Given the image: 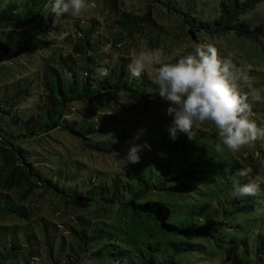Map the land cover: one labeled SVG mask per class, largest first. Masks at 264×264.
Instances as JSON below:
<instances>
[{
	"label": "trees",
	"instance_id": "16d2710c",
	"mask_svg": "<svg viewBox=\"0 0 264 264\" xmlns=\"http://www.w3.org/2000/svg\"><path fill=\"white\" fill-rule=\"evenodd\" d=\"M260 1L223 0L212 22L197 21L187 13L195 24L190 27L185 26L189 22L186 18H175L170 26L159 24L150 9L141 15L134 14L123 8L122 0H104V8L109 12L114 9L113 17L107 16L102 24L92 17L86 28L79 21L67 28L60 25L61 21L56 23L49 11V0L9 1L0 5V36H6L0 42V112L9 118V122L4 120L5 125L0 123V214L10 218L0 220V264H83L97 261L95 257L100 259L105 249L121 264H199L200 260V264H212L214 256H220L223 237L217 227L222 221L213 207L212 213L202 210L201 214L206 216L203 223L186 226L177 220L179 213L174 214L166 200L149 197L156 195L150 191L168 190L170 163H166V170L157 181L142 179L135 188L102 170L93 171L88 177L75 176L68 184L62 176H48L54 168L40 165L42 150H49L56 159L63 153L53 144L41 141L61 142L50 133L66 129L82 137L83 148L111 151L103 144L111 142L120 130L124 139L139 127L152 134L159 123L152 124L148 118L159 108L160 96L151 92L156 87L147 74L134 78L128 72L130 50L142 43L143 48H154L155 43L146 37L150 31L158 38L161 34H166L165 39L170 36L173 44L182 39L190 44L188 32L198 40V33L205 30L218 38L234 31L256 39L264 54V41H259L263 26L250 28L240 20L243 11ZM25 64L31 67L30 73L37 75V90L42 94L33 106L28 104L32 93L25 88V73L13 69ZM100 69H107L108 74L101 77ZM262 78L254 84L264 96ZM10 83H17L18 89L16 86L14 91H10L14 87L8 90L14 85ZM148 84L153 95L141 88ZM242 90L249 91L243 86ZM248 102L257 122L264 124V100L254 101L249 95ZM259 102L262 104L255 107ZM116 120L122 125L114 128L112 121ZM208 124L211 125L207 122L197 130L193 128L195 137L184 138L174 151H192L204 141L203 132L208 129L217 138L215 145L220 143L215 127ZM38 144L40 148L36 149ZM254 145L260 157V152L264 153V139ZM234 160L231 157L229 161ZM74 162L78 160L70 161ZM14 215L22 222L17 223ZM255 219L241 221L237 234L238 241L246 244L247 249L252 243V260L233 255L232 263L220 264H264V220L252 231L247 227ZM148 226L158 227L162 240H155L153 234L149 237ZM195 231L204 232L211 243L195 244L194 238L204 237L194 234ZM187 251H195L201 258L195 255L192 261Z\"/></svg>",
	"mask_w": 264,
	"mask_h": 264
},
{
	"label": "rangeland",
	"instance_id": "374dc122",
	"mask_svg": "<svg viewBox=\"0 0 264 264\" xmlns=\"http://www.w3.org/2000/svg\"><path fill=\"white\" fill-rule=\"evenodd\" d=\"M22 3L24 0H0L1 7L7 2ZM223 0H122L124 3L123 8L134 14L141 15L147 12L148 9L152 12L155 20L159 24L170 26L176 21L175 18H179L183 21L184 18L189 22L186 27L195 26L192 23L190 16H186L187 13L193 14L197 21L212 22L218 15L221 3ZM96 7L90 8L87 12L82 13L80 16H72L70 14H64L61 16L54 15L56 23L59 22L64 28L69 27L70 23H80L82 28H86L89 19L92 17L97 18L100 23L105 22L107 16L113 17V10L109 12L108 8H104L106 2L104 0H95ZM122 6V4H121ZM176 12H175V11ZM189 14V15H191ZM185 15V16H184ZM240 20L250 28H256L263 26V32L259 36V41H264V0L258 2L255 6L248 8L240 14ZM58 25V24H57ZM147 30V29H146ZM150 31V30H148ZM185 35V34H184ZM162 37L158 38L155 32L150 31L146 37H149V42L155 43L154 48H162L165 52V59L171 62H175L180 54H187L192 51V44L195 43H213L221 53V56L230 55L234 63L238 67L247 69L249 80L253 87L258 79L264 76V54L260 52L257 47V40L239 36L234 31L229 32L226 35L213 37L210 33L203 30L198 33V40L191 38L188 32V38L191 43L188 44L186 40L180 43H174L170 41V36L167 39L164 38L166 34H161ZM183 36V35H182ZM2 39H6V36H0V42ZM138 47L143 48L144 44H139ZM133 48L130 50L132 55L133 51H139L140 49ZM21 70V73H25L24 78L27 79L24 83L28 88V91L32 93L28 104L35 105L36 98L42 96L41 92L37 90L39 85V79L37 75L30 73L31 67L25 64L23 67H13V69ZM13 71V70H12ZM11 71V72H12ZM148 78L151 80L152 73L149 70ZM263 79V78H262ZM7 88L10 91H14L17 83H10ZM258 85V84H257ZM149 86L145 85L141 88L149 94L157 95L158 91L154 88L150 93ZM5 90V89H4ZM7 90V91H8ZM32 97V98H31ZM40 100V99H39ZM38 100V101H39ZM159 108L155 110L154 116H150L148 119L152 124H158V128L153 130L152 134L143 132L139 127L134 129V133L128 136V139H124L119 133H115V137H111V142L103 144L104 148L111 151L95 150L93 148H83V142L81 136L71 134L66 129H59L58 131H51L50 135H55L61 142H49L41 141L46 145L51 146L53 144L57 148L61 149L63 153L57 157V159L51 154L49 150H42L40 154V165L46 169L55 171L48 175L49 177L60 178L62 176L63 181L73 180L75 176L80 174L87 175L91 172H99L98 170L109 172V176L113 175L120 177L131 187L139 186L142 179H150V182L158 180V176L166 170V163H170L168 181V190H160L158 192L150 191L149 193H156V195H149L160 200H166L172 208L174 214L176 212L179 215L176 217L179 222L184 223L186 226H191L192 223L196 226L205 221L206 216L202 215V210L211 211L213 207L220 219L221 224L218 225V229L222 232L223 244L221 245L220 256H214L212 264H220L224 261L232 263L230 256L237 255L244 261L252 260L254 253L249 250L252 248H246V244L238 241V224L247 218H256L252 224H248L249 231H252L256 226L260 227L261 222L264 220V213H257L256 209L264 207V183L261 184V192L255 197H244L241 199H234L232 196L233 184L246 183L249 177H239L236 172L241 168V164L238 161H243L245 165L252 168V177H260L264 180V153L260 152L261 156L258 157L255 152L254 144L245 146L240 152L235 154L230 153L226 147L221 145L222 150L217 151L216 141L212 129H208L207 132H203L204 141L197 145L192 151L181 150V152L174 151L176 146L181 144L184 138L188 137L184 133L177 132L176 138L173 140L168 131V126L171 123V117L166 114V109L169 106L163 98H159ZM256 103V102H254ZM262 103L256 104L259 107ZM8 115H4L0 112V123L6 124ZM15 118L12 120V122ZM17 124V123H16ZM114 128L122 125L121 121H112ZM211 126L210 124H208ZM197 130V127H194ZM98 137L97 139H99ZM176 141V143H175ZM212 141V142H209ZM212 143V144H211ZM147 144L149 147H144ZM133 145H140L141 149L138 151L140 157L139 163L125 164L124 157L128 150ZM27 146V145H26ZM40 148V144L36 149ZM259 150V148H258ZM234 157V161L231 160ZM71 160H78V162L70 163ZM81 161V162H80ZM99 176H103L99 173ZM61 179V181H62ZM67 184V185H68ZM143 187V186H142ZM152 188V187H151ZM153 189V188H152ZM43 201V198H41ZM3 204L0 203V208ZM44 205L43 207H45ZM35 212V209L33 210ZM37 213V212H36ZM36 213H33L36 215ZM17 219V223H21L22 220L19 216L14 215ZM10 218L8 214H0V220L8 221ZM202 221V222H201ZM258 224V225H257ZM147 231V227L144 226ZM247 229V228H246ZM140 232V230H139ZM149 237L154 235L155 240H162L160 237V229L156 226H148ZM196 232V233H195ZM194 234L202 235L200 238L193 239L195 244L200 246H206L211 243L206 237L204 232L195 231ZM22 236V234H21ZM190 236H193L190 234ZM141 238H143V233ZM205 239V243L203 242ZM203 242V243H202ZM230 242V243H229ZM171 251V247L166 248ZM190 260L195 259L197 252H186ZM44 254V253H43ZM95 256H92L94 259ZM97 261L92 260L83 264H121L117 260L109 255V250H102L101 258L95 257ZM177 259L180 257H176ZM201 263V260L199 264ZM124 264V263H123ZM184 264V263H182ZM186 264H198V263H186Z\"/></svg>",
	"mask_w": 264,
	"mask_h": 264
},
{
	"label": "clouds",
	"instance_id": "9594fccd",
	"mask_svg": "<svg viewBox=\"0 0 264 264\" xmlns=\"http://www.w3.org/2000/svg\"><path fill=\"white\" fill-rule=\"evenodd\" d=\"M49 11L61 16L70 14L80 16L90 8H95V0H49ZM127 70L134 78L152 73L151 83L169 106L166 114L171 117L168 131L171 138L177 132L184 133L192 140L193 128L210 122L216 130L221 145L230 153L240 152L245 146L264 139V124L255 119L253 106L248 102L249 95L254 101L264 100L261 90L252 86L248 70L238 67L230 55L221 56L213 43H193L192 51L180 54L175 62L165 59L162 48H142L133 51ZM101 77L108 74L107 69L99 70ZM248 88V92L242 90ZM144 147H149L145 144ZM140 145L129 148L124 157L125 164L139 163ZM236 172L239 177H249L246 183L233 184L234 199L255 197L261 192L260 177H252V168L243 161ZM264 213V207L257 208Z\"/></svg>",
	"mask_w": 264,
	"mask_h": 264
}]
</instances>
